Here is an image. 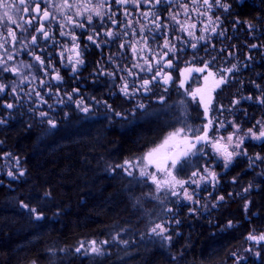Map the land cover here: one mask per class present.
<instances>
[{
	"label": "trees",
	"instance_id": "1",
	"mask_svg": "<svg viewBox=\"0 0 264 264\" xmlns=\"http://www.w3.org/2000/svg\"><path fill=\"white\" fill-rule=\"evenodd\" d=\"M233 18L243 22L264 18V0L245 1L224 17ZM153 88L166 100L152 99L128 122L93 120L75 111L69 120L47 131L33 124L25 105H17L6 123L0 124V160L14 152L24 160L26 171L10 187L0 175V264H233L229 256L247 236L264 230V179L256 181L251 175L256 185L241 196L242 182L250 174L245 172L247 165L239 162L222 178L218 195L224 201L218 208L205 213L204 207L189 215L177 227L182 233H174L168 246L158 247L146 239L145 220H138L134 209V195L141 187L112 174L108 164L140 156L178 127H194L197 113L177 87ZM81 91L115 105L126 102L103 81ZM261 94L264 97V89ZM261 108L264 111V105ZM248 149L264 153V144L249 143ZM21 202L36 208L42 217L36 219ZM89 240L108 241L109 252L90 257L76 254L73 249L78 243ZM261 259L241 264H264V256Z\"/></svg>",
	"mask_w": 264,
	"mask_h": 264
},
{
	"label": "rangeland",
	"instance_id": "2",
	"mask_svg": "<svg viewBox=\"0 0 264 264\" xmlns=\"http://www.w3.org/2000/svg\"><path fill=\"white\" fill-rule=\"evenodd\" d=\"M246 1H257V0H246ZM229 14L225 15L228 16ZM224 16V17H225ZM222 18V24L219 28L218 35L212 38L211 41L202 43L199 45L192 44V49L190 53H186V61H183L178 70L172 72V80L164 85H150L155 87H161V90H168L171 87H177V91L180 97L187 98L190 100V108L196 110L197 113L193 116V121H196L194 127L190 125L178 127L170 134H168L160 144L151 147L140 156L129 158L117 165L108 164V168L112 174H121L128 179L133 180L141 187L139 191L134 195L135 205L134 209L139 216L138 220H145L143 222V228L148 229V241L153 244H157L158 247L168 246L173 240V234L177 233L180 235L182 232L177 230V227L182 224L189 215L196 214L198 210L203 209L204 212H209L210 209L218 208L219 202L224 201L218 199L223 195H218L222 188V178L223 176L232 170L236 165L240 163L246 164L245 172L249 175L242 182V191L239 193L241 196L247 194L248 190L255 187L256 182L251 180V175L258 180L264 179V160L256 159V155L259 154L260 157H264V153H252L248 149L249 143H254L257 145L264 144V142L254 139H248L246 133L248 129H252L253 132L259 133L261 130L260 125H264V111L261 108L262 104L258 102V97H263L261 92L264 89V18L258 19L255 22L251 21H241L238 18H233V20L228 21ZM225 22L228 25H225ZM254 25L253 28H249L248 25ZM215 26V25H214ZM215 28V27H214ZM212 34L215 32L212 31ZM222 33V34H221ZM11 36V35H10ZM213 37V36H212ZM194 42V41H192ZM195 43V42H194ZM257 45L256 48H252L251 45ZM195 45V47H193ZM184 49V47H183ZM190 54V55H189ZM180 58V57H179ZM178 58V60H179ZM4 59H0V69L4 67L7 68H18L19 64H4L1 62ZM179 62V61H178ZM4 64V65H3ZM207 64V68L203 72H197L195 69L204 68ZM237 67L231 72L226 71L232 68L233 65ZM160 69V68H159ZM185 69H193L191 72H185ZM209 70L214 73V76H209ZM5 73H12L11 87L16 88L15 96L11 99H6L3 93H0V100L3 101V106L6 103H12L13 108L7 109L3 107L1 111L6 113H0V118L7 121L11 117L12 111L17 107V105L25 104V98L29 97V94H23L24 89L23 83L26 81L23 78L21 72H11V71H0V75ZM145 70L142 69L139 77L133 79L129 76L123 75L121 81L115 80L111 82L110 88L112 87L116 90L113 95L117 92L122 96V99L126 102H122L119 105L112 104L109 100H104L99 97L86 96L84 91L77 92L71 91V93L59 95L57 92L49 91L46 93H35L29 97L26 103L28 112L32 116L33 124L39 126L44 130L51 131L53 128L59 127L63 121H67L72 117L73 112H77L79 116H88L90 119H106L111 123H117L121 121H131L133 117L138 115L139 110H144L148 107L151 101L163 102L166 97L158 96L155 88L149 91H144L142 84L145 81ZM160 73L169 74L167 71L161 70ZM223 75L225 78V83L221 84L219 87H214V81L219 80L220 76ZM152 79L154 74H152ZM205 77H208L207 81ZM36 79V78H35ZM36 81H38L36 79ZM181 81L184 83L181 84ZM0 82L5 83L6 81L0 76ZM127 83L129 95H125L121 88ZM257 85L259 87H257ZM10 86V85H9ZM149 86V85H148ZM147 86V87H148ZM139 89V91H136ZM196 89L204 90L205 99L211 96V104L208 107V111L205 112L204 104L200 102L199 95L194 99L190 93L194 92ZM7 90V89H6ZM5 90V91H6ZM73 92V93H72ZM12 93V92H11ZM151 93L148 98L144 95ZM71 94V100L67 97ZM59 95V96H58ZM251 96V100H240L241 97ZM21 97L24 99L21 101ZM159 97V98H158ZM153 99V100H152ZM235 100H240L239 104H234ZM22 102V103H21ZM46 102V103H45ZM182 102V101H180ZM143 104L144 107L140 108L139 105ZM110 106V107H109ZM87 107L88 111L84 112L82 109ZM199 108L202 113L199 114ZM256 108V109H255ZM45 112L48 114L47 117H41L40 113ZM119 113V115H117ZM51 119L55 122V127H52L47 121ZM211 120V124H209ZM200 121L199 124L197 122ZM260 122V125L257 124ZM4 124V123H3ZM186 124H189L187 121ZM237 125L239 126L237 128ZM183 130V131H180ZM172 133H178L176 136H171ZM207 133L208 140L201 141L196 144V148L192 151L196 152L197 155L193 156H182L183 153L189 146L190 143L195 142L196 136H203ZM232 136V140L229 141L228 137ZM171 137V138H170ZM243 138L244 143L241 149H235V145L239 139ZM165 140L168 143L165 144ZM219 142L222 146L228 145L229 151H240L242 149H247V155L235 156L231 164L227 168L223 165V157L213 148V144ZM1 143V142H0ZM154 149L158 151L154 154L153 159L156 163H149L145 159L149 152ZM171 157H178L176 167H171ZM127 162V163H126ZM157 164L160 166L157 167ZM122 165L123 167H118ZM205 168H210L217 174V181L212 183L210 181H200L199 175L196 177L192 176L193 172L200 171L204 173ZM141 170L146 173L155 175L156 181L161 182V187L157 190V183L153 181L151 175L142 176ZM12 171L17 174V178H13L8 175V172ZM23 171L24 175L19 176V172ZM131 173V175H129ZM171 173V175H169ZM0 175L5 180V183L10 187L13 182L20 181L26 175L24 160L17 156L14 152H8L4 154L0 160ZM175 177L176 180L187 181V183L182 186L176 185L169 188L163 185L165 180H171ZM254 179V180H255ZM191 180L198 181L197 184L191 183ZM251 180V181H250ZM234 184L236 180H232ZM245 189H248L245 191ZM184 190L193 195V200L189 201L183 196ZM173 191L176 195H173ZM217 195V197H216ZM224 197V196H223ZM250 204L247 202L245 207V215L247 217L250 214ZM194 210V211H193ZM256 214V213H255ZM176 221H179L177 224ZM163 225L167 232L163 236H170L171 240L162 239L161 236H157L155 233L151 232V229L156 225ZM261 232L253 231L251 235L259 236ZM242 246L237 248L229 256L230 260H233V264H241L248 260H257L256 253L263 250L260 247V243L264 240L257 242L256 240L248 239ZM120 238L115 239L118 243ZM96 240L81 241L73 249L80 247L81 243L84 244V249L80 253L76 254L84 257L98 256L95 253L85 254V250L90 248V242ZM102 241H96V245L101 247L104 254L109 252V246L111 244H101ZM64 253V251H61ZM101 256V255H99ZM240 257L239 261L236 259ZM37 264V263H32ZM175 264H181L180 262H175Z\"/></svg>",
	"mask_w": 264,
	"mask_h": 264
},
{
	"label": "flooded vegetation",
	"instance_id": "3",
	"mask_svg": "<svg viewBox=\"0 0 264 264\" xmlns=\"http://www.w3.org/2000/svg\"><path fill=\"white\" fill-rule=\"evenodd\" d=\"M65 2L71 7H64ZM221 2L230 3L231 9L228 12L218 7L210 9L203 0H161L160 3L127 0L123 4L116 0H0V59H4L1 61L4 64H19V72L26 79L22 93L29 97L53 90L59 95L74 90L81 94L80 90L88 85L101 81L111 85L115 80L121 81L123 75L137 79L142 69L146 72L145 80L151 81L147 86L152 90L154 85H164L163 76H171L172 80V72L186 61L185 54L194 49L192 44L205 45L215 39L222 18L240 6L234 0ZM37 6L40 12L35 11ZM45 9L50 13L47 18L43 16ZM94 9H99L101 15L97 16ZM88 16L92 17L90 21ZM80 24L84 27H79ZM214 27L218 31L212 34L210 30ZM40 28L49 33L48 37L37 31ZM108 32L112 35H107ZM88 36L94 40L89 41ZM165 41H168L167 47ZM74 45H79L84 60L75 73L71 72L72 63L68 59L74 57ZM36 56L44 63L37 61ZM161 70L169 74H160ZM57 74L62 79L57 80ZM0 76L10 85L3 93L5 100L13 98L12 73ZM29 97L20 98L26 101L22 105L26 106ZM0 105L3 106L1 100ZM260 247L263 250L259 257L264 256V242ZM256 259L259 263L262 261Z\"/></svg>",
	"mask_w": 264,
	"mask_h": 264
},
{
	"label": "snow or ice",
	"instance_id": "4",
	"mask_svg": "<svg viewBox=\"0 0 264 264\" xmlns=\"http://www.w3.org/2000/svg\"><path fill=\"white\" fill-rule=\"evenodd\" d=\"M21 2H23V0H21ZM161 0H156V3H160ZM234 2L240 6L243 5V2L244 0H234ZM116 3L118 4H123V3H127V0H116ZM203 3L204 5H206L208 8H212V7H218L220 9H223L225 12H228L232 5L228 2H221V0H203ZM5 7H9L8 5H5ZM64 7H71V5H68L66 2H65V5ZM186 7V6H185ZM95 12H96V15L97 16H100L101 13L99 11V9H94ZM35 11L36 12H40L41 9L39 8V6H37L35 8ZM77 15H81L80 12H77ZM43 16L45 18L49 17L50 16V13L47 11V9L43 10ZM9 19H11V17H9ZM69 19H71V17H69ZM89 21L92 19L91 16H88L87 18ZM217 22L219 21V17L216 18ZM79 27H84L83 24H80ZM159 27V25H158ZM191 27H194V25H192ZM249 28H253L254 25L252 24H249L248 25ZM37 31H40V32H43V29L40 28V29H37ZM213 32L216 31L215 28L212 29ZM191 35V33H189ZM222 34V33H221ZM14 35V34H13ZM43 35L44 37H48L49 33L48 32H43ZM95 35H99V33H96ZM107 35L111 36L112 35V32H108ZM75 39V37L73 38ZM87 39L89 41H93L94 40V37L93 36H88ZM32 40L35 41L36 40V37L33 36L32 37ZM165 46L167 47L168 46V41H165ZM193 47H195V45H193ZM252 48H256L257 45L253 44L251 45ZM174 51V49H172ZM72 51L74 52V57H69V62L72 63V67H71V72L75 73L77 71V68L78 66L80 65H83L84 64V60L83 58L81 57V54H80V51H79V45H74L73 46V49ZM166 54V53H165ZM61 55H63L61 53ZM9 59H12L11 56H9ZM35 59L37 61H39L41 64L44 63L43 60H41V58L39 56H36ZM74 61V62H73ZM169 63V66L171 65V61L168 62ZM207 64L204 66V68H197L195 69V71L197 72H203L205 71V69L207 68ZM237 66L234 64L232 66V68H229L227 69L226 71L228 72H231L233 69H235ZM193 69H185V72H191ZM0 71H11V72H18L19 69L18 68H7V67H4L3 69H0ZM208 75L209 76H214L215 74L212 73L210 70L208 72ZM57 80H60L62 79L59 74H57V76L55 77ZM156 77L154 76L153 77V80H155ZM163 79L165 81V83L169 82L171 80V76H168V75H165L163 76ZM208 77H205V80L207 81ZM151 83V81L149 80H145L143 81V84H142V87L144 89V91H149L147 85H149ZM184 82L181 81V84H183ZM225 83V78L223 75L220 76V79L219 80H215L214 81V87H219L221 84ZM257 87H259L257 85ZM9 88V85L8 84H5L3 82H0V93H4L6 89ZM74 91H78V90H74ZM121 91L127 96L129 95V92H128V85L127 83H125L122 88H121ZM136 91H139V89H136ZM11 92L12 93H16V88L15 87H12L11 88ZM190 95L195 99L198 95H199V98H200V102L204 104V107H205V112L208 111V107L209 105L211 104V96L209 95L207 99H205V95H204V90L202 89H196L194 92H191ZM68 98L69 100H71V94H68ZM252 97L251 96H247V97H241L240 100H251ZM258 102L262 105H264V97H258ZM240 100H235L233 103L234 104H239L240 103ZM4 107H6L7 109H11L14 107V105L12 103H6L4 105ZM110 107V106H109ZM140 108H143L144 105L143 104H140L139 105ZM84 112H87L88 111V108L85 107L82 109ZM117 115H119V113H117ZM40 116L41 117H47L48 114L45 113V112H41L40 113ZM52 127H55V122L51 119H48L47 121ZM3 123H6V120H4L3 118H0V124H3ZM209 124H211V120H209ZM257 124L260 125V122L257 121ZM239 126L237 125V128ZM260 128L261 130L259 131V133H256V132H253L252 129H248L247 130V133H246V137L248 139H254V140H259V141H262L264 142V125H260ZM180 131H183V130H180ZM178 133H172L171 136H176ZM171 138V137H170ZM208 140V137H207V133H205L203 136H196L195 137V142L193 143H190L188 148L183 152L181 153L182 156H189V154L195 156L197 155L196 152L192 151L193 149L196 148V144L197 143H200L201 141H207ZM228 140L231 141L232 140V136H229L228 137ZM165 144L168 143V140H165L164 142ZM244 143V139L241 138L237 141L236 145H235V149H241V146L243 145ZM213 148L220 153V155L223 157V165L225 168L228 167L229 164H231V162L233 161L234 157L235 156H238V155H247V149H242L240 151H236V150H233V151H229L227 148L223 147L222 145L219 144V142H216L215 144H213ZM158 151V149H154L152 152H149L147 154V156L145 157L146 160H148L149 163H156V161L153 159V156L154 154ZM256 159L258 160H264V157H260L259 154L256 155L255 157ZM171 167L172 168H175L176 167V163H177V160H178V157H171ZM127 163V162H126ZM160 165L157 164V167H159ZM118 167H123L122 165H118ZM142 176L144 175H151V178L153 179V181H155L157 183V190H159V188L162 186L161 185V182L159 181H156V177L155 175H152L150 173H146L144 170H141V173H140ZM8 175L9 176H12L13 178H17V174L16 173H13L12 171H9L8 172ZM24 173L23 171L19 172V176H23ZM129 175H131V173H129ZM169 175H171V173H169ZM200 177V181H210L212 183H215L217 181V174L215 171H212L210 168H205L204 169V173H200L199 170H197V172H193L192 173V176L193 177H196L198 176ZM187 183V181H182V180H176L175 177H172L171 180H165L163 182V185H166L168 186L169 188H172L176 185H180L182 186L183 184ZM191 183H194V184H197L198 181L196 180H191ZM248 189H245V191H247ZM173 195H176V192L173 191L172 193ZM183 196L184 198H186L187 200L191 201L193 200V195L188 193L187 190H184L183 192ZM218 199L220 200H223L224 197L221 196L219 197ZM23 204V202H21ZM23 207L26 208V209H29V211L33 214H35V218L36 219H40L43 215V213L41 212H37V209L36 208H29V205L28 204H23ZM194 211V210H193ZM176 223L178 224L179 221H176ZM229 226H231V222H229ZM151 232L152 233H155L157 236H161L162 239H166V240H171V237L170 236H163L164 233L167 232V229L163 226V225H156L155 227H153L151 229ZM119 238V235H117V237H115L114 239H118ZM248 239H251V240H256L257 242L259 241H262L264 240V233L260 234L259 236H254V235H249ZM108 243V241H102L101 244H106ZM123 243H127V241H123ZM84 249V244L81 243L80 247L76 248L75 251L77 253H80L81 250ZM91 252V253H95L97 254L98 256L99 255H104V252L102 250L101 247L97 246L96 245V241H91L90 242V248L89 249H86L85 250V254H88V252ZM256 255H259V253H256ZM233 256H235V253H233ZM238 261L239 259H241L240 257H237L236 258Z\"/></svg>",
	"mask_w": 264,
	"mask_h": 264
},
{
	"label": "water",
	"instance_id": "5",
	"mask_svg": "<svg viewBox=\"0 0 264 264\" xmlns=\"http://www.w3.org/2000/svg\"><path fill=\"white\" fill-rule=\"evenodd\" d=\"M160 74H161V73H160ZM223 147L228 148V145H227V146H223Z\"/></svg>",
	"mask_w": 264,
	"mask_h": 264
}]
</instances>
